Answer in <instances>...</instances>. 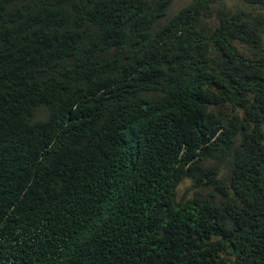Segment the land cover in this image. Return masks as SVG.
I'll return each instance as SVG.
<instances>
[{"label":"trees","instance_id":"trees-1","mask_svg":"<svg viewBox=\"0 0 264 264\" xmlns=\"http://www.w3.org/2000/svg\"><path fill=\"white\" fill-rule=\"evenodd\" d=\"M27 1L0 0V131L11 127L0 134V264H264V153L231 151L217 133L228 110L229 124H239L255 106L250 97L264 95V28L239 37L230 27L238 21L223 16L228 29L210 34L191 2L176 13L197 28L185 36L147 22L128 73L146 97L117 86L124 93L104 107L113 118L92 111L112 86L111 71L87 64L122 21L170 0H115L123 17L102 25L88 7L97 0ZM57 5L85 25L64 54L47 51L41 33L25 27L29 12ZM57 72L67 90L54 87ZM102 126L111 133L94 137ZM134 127L155 130L168 159L145 183L123 167L140 141ZM238 221L254 222L255 235L238 236Z\"/></svg>","mask_w":264,"mask_h":264},{"label":"clouds","instance_id":"clouds-1","mask_svg":"<svg viewBox=\"0 0 264 264\" xmlns=\"http://www.w3.org/2000/svg\"><path fill=\"white\" fill-rule=\"evenodd\" d=\"M14 1L21 3V0ZM33 1L38 2L39 0H28L26 5L29 6ZM190 2L199 8L201 23L208 29L210 34L218 28L228 29L222 19L223 16H231L238 21L230 27H232L234 34L239 37H250L260 28H264V0H210L208 8L200 7V0H170L166 9L155 11L151 16L143 12L144 8L142 6L135 13L137 16H131L121 22L125 25L124 28L117 30L114 28L115 31L109 36V41L98 47L95 57L87 64L88 70L96 65H101L111 71V74L106 76L105 83L112 86L105 87L100 92V102H92V111H103L114 118V112L105 110L104 107L113 100L115 92L124 93L118 91L117 86L133 88V97L141 96L143 99L146 97L143 89L137 83L128 80L135 41L148 33V31L144 30L147 22L157 29H172L175 30V34L184 36L190 30H197L193 25H191V28L186 27L183 22V15L176 14L178 10L181 9L183 12V10L192 6L187 5ZM114 4L115 0H97L92 4H88L89 9L94 14L91 20L97 25H102L105 17H123L119 16L117 11L113 9ZM26 18V29L36 28L46 41V50L52 54H64L69 49V40L79 38L85 32L83 30L85 25L75 24L71 20L69 13L59 5L51 12H48V8L41 12L33 10L28 13ZM117 33L122 36V39L115 40ZM192 40L193 37L186 38V43L188 44ZM190 49H193V47ZM169 50L172 52L170 48ZM168 60L166 59V61ZM154 70L159 75V78L154 83L160 84V80L164 76L163 71L157 66ZM50 77L54 87L67 90L62 87L67 83L68 78L63 79L62 83L59 84L58 72L50 74ZM250 98L255 100V106L249 113L243 115L241 122L236 125H230L229 121L232 119L233 111L228 110L225 124L218 127L217 133H221L226 141L231 144V151L236 145H241V152L255 155L264 153V95L258 91ZM140 105L143 104L137 102L135 107L138 108ZM216 106H220V104H216ZM10 129L11 127L8 124L4 131H0V134L7 136ZM134 130L140 141L138 145L125 151L123 167L130 176L141 178L140 182L145 183L149 181V176L158 166L167 164L168 159L167 155L158 150L161 138L155 130H152L147 135L136 127H134ZM107 133H111L109 128L102 126L95 131L94 137ZM94 137L90 141L91 147L97 148ZM184 185L185 183L182 184L181 188ZM115 193L121 199L122 191L117 190ZM229 194L234 196V191ZM152 206L154 205L151 204L147 208ZM147 208H145L144 212ZM256 232L257 225L254 222H245L241 226L238 221V236L252 237ZM152 239L155 242L171 243L155 235H152Z\"/></svg>","mask_w":264,"mask_h":264}]
</instances>
